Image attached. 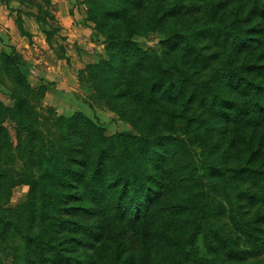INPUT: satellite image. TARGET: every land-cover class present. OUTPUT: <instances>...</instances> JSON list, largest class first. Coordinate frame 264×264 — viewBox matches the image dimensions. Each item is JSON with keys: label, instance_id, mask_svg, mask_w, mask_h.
Segmentation results:
<instances>
[{"label": "trees", "instance_id": "obj_1", "mask_svg": "<svg viewBox=\"0 0 264 264\" xmlns=\"http://www.w3.org/2000/svg\"><path fill=\"white\" fill-rule=\"evenodd\" d=\"M105 1L94 18L110 31L107 58L93 67L104 74L98 91L115 88L108 104L138 117L139 135L107 137L75 114L60 118L50 139L18 89L13 109L0 103V136L11 113L26 170L19 183L30 186L4 227L19 240L18 263L134 264L133 255L124 259L128 242L152 237L163 246L156 264H264V161L255 165L252 146L246 156L231 148L264 121V0ZM145 10L154 11L152 30L202 17L170 33L159 54L134 40L145 27L130 16ZM13 52L2 53L0 68L31 95ZM196 111L207 127L196 125Z\"/></svg>", "mask_w": 264, "mask_h": 264}, {"label": "rangeland", "instance_id": "obj_2", "mask_svg": "<svg viewBox=\"0 0 264 264\" xmlns=\"http://www.w3.org/2000/svg\"><path fill=\"white\" fill-rule=\"evenodd\" d=\"M26 1L28 3L21 4L20 0H17L10 5L11 11H20L25 15V19L20 23L23 29L33 32L25 40L20 36V24L14 23L13 13H9L10 10L6 9L4 3L0 4V17H4L3 20L0 19V35H7L4 37L7 41L0 43V56L2 53L12 54L13 50L16 51L15 53L21 59V67L28 79L32 94L27 95L25 91L23 94L22 84H16L15 80L11 81L12 77L0 68V103L8 109H13L16 101L12 95L18 89L15 93L23 97L27 96L33 117L45 132L51 134L45 133L50 139L58 136L60 131V129L58 131V120L70 118L75 114L87 117L96 126L102 128L107 137L128 133L139 135L138 117L118 114L114 109L117 105H121L118 104L119 101H116L117 104H108L110 101L108 93L115 88L110 86L103 88L101 92L98 91L100 75L104 74L93 67L97 66L102 58H107L108 38L103 32L110 31L109 29L100 30L99 22L94 18L102 12L101 10L105 11L104 6L107 2L105 0H99V2L97 0H64L65 12L71 19L63 21L57 18L59 8L53 4L52 0ZM40 9L46 13L45 16L39 17ZM201 14L197 12L183 19H171L166 23L162 22L158 29L152 30L148 28V25L154 11H151V17L148 10L138 15L134 13L130 17L135 15L138 25L145 27L139 28L140 32H138L141 34L136 35L134 40L143 49L160 54L163 50V41L170 36V33L175 30L180 31L188 25L195 28L197 21L202 17ZM38 18L41 19V23L38 22ZM9 23L14 27L13 34L8 28ZM196 112V125L200 128L207 127L205 116L200 111ZM23 113H25L24 110ZM7 115L8 118L2 125L7 129V137L0 136V264H19L20 257L15 256L16 249L12 250L13 247L18 246L19 240L13 232L6 234L4 227L5 222L10 225L13 215H16L15 211L26 203L30 186L19 183L21 179L23 180L22 173L26 171L25 163L16 150L18 146L16 125L10 118L11 113ZM233 139L234 137H231V140ZM227 142L230 141L227 139ZM7 146L9 149L5 151L4 148ZM250 146L253 147L254 152H257L255 165H260L264 161V121L242 130L236 141H231L233 152H239L243 156L248 154L246 150ZM196 155L198 162H202L199 150L196 151ZM201 175L204 177L203 172ZM242 189L245 191L247 187L243 185ZM249 189L257 191L254 187ZM217 201L221 205H226ZM244 204L249 212L255 211L254 206H247V202ZM221 210L219 209V212L222 214ZM139 241L138 246H135L133 241L132 244L128 242V253L124 255V259L133 255L134 264L140 261L143 264L158 263L163 253V246L159 241L152 237L140 238ZM257 262L251 258L245 264Z\"/></svg>", "mask_w": 264, "mask_h": 264}, {"label": "crops", "instance_id": "obj_3", "mask_svg": "<svg viewBox=\"0 0 264 264\" xmlns=\"http://www.w3.org/2000/svg\"><path fill=\"white\" fill-rule=\"evenodd\" d=\"M14 1H17V0H0V4H5V7H6V9L8 10H10V5L11 4H13L14 3ZM53 1V4L54 5H56L58 8H59V10H58V14H57V18L58 19H60L61 18V20H63V21H67V19L69 18V19H71L70 17H69V14H68V16H67V13L65 12V5H64V0H52ZM20 2H21V4L22 3H28V1H26V0H20ZM9 13H13V15H14V18H15V20H14V23H15V25H17L18 24V20L20 21V20H24L25 19V15L22 13V12H20V11H16V12H13V11H9ZM1 15V14H0ZM28 18V17H27ZM0 19L1 20H3L4 19V17L2 16V17H0ZM37 19V18H36ZM8 28L10 29V33L12 32V31H14V27H12V25H11V23H9V25H8ZM19 28H20V26H19ZM39 28H40V26H39ZM20 36L21 37H23L24 38V40L25 39H27V37L28 36H31L32 34H33V32L32 31H28V30H24L23 29V27L22 28H20ZM14 32H12V34H13ZM5 36H7V35H0V43L1 42H3V43H5L7 40V38L6 39H4V37ZM3 39V40H2ZM17 49V48H16ZM19 52V51H18ZM20 54V53H19ZM24 60H26L25 58H23Z\"/></svg>", "mask_w": 264, "mask_h": 264}]
</instances>
